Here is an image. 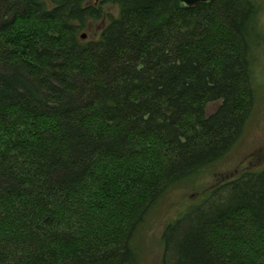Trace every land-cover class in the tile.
Masks as SVG:
<instances>
[{
	"label": "trees",
	"instance_id": "trees-1",
	"mask_svg": "<svg viewBox=\"0 0 264 264\" xmlns=\"http://www.w3.org/2000/svg\"><path fill=\"white\" fill-rule=\"evenodd\" d=\"M257 7L0 0V264H133L156 197L243 129ZM161 238L163 264H264V167L210 187Z\"/></svg>",
	"mask_w": 264,
	"mask_h": 264
},
{
	"label": "rangeland",
	"instance_id": "rangeland-1",
	"mask_svg": "<svg viewBox=\"0 0 264 264\" xmlns=\"http://www.w3.org/2000/svg\"><path fill=\"white\" fill-rule=\"evenodd\" d=\"M252 1L258 6L248 36L254 100L243 129L222 157L195 175L166 187L156 197L133 233V264H163L161 236L169 222L205 197L210 187L237 177L243 170L264 167V0ZM105 9L118 13L114 4L106 5ZM105 21L89 22L79 33L87 39L96 37Z\"/></svg>",
	"mask_w": 264,
	"mask_h": 264
},
{
	"label": "water",
	"instance_id": "water-1",
	"mask_svg": "<svg viewBox=\"0 0 264 264\" xmlns=\"http://www.w3.org/2000/svg\"><path fill=\"white\" fill-rule=\"evenodd\" d=\"M184 4L192 6L197 4L198 2H202V1H212V0H181ZM84 36V35H83Z\"/></svg>",
	"mask_w": 264,
	"mask_h": 264
}]
</instances>
